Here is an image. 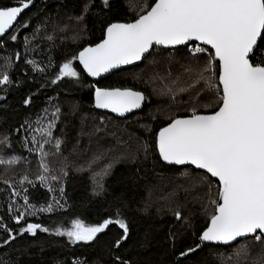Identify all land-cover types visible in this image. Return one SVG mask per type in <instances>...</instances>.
<instances>
[{
	"label": "snow or ice",
	"instance_id": "1",
	"mask_svg": "<svg viewBox=\"0 0 264 264\" xmlns=\"http://www.w3.org/2000/svg\"><path fill=\"white\" fill-rule=\"evenodd\" d=\"M33 3L34 0H14L12 5L0 4V50L7 52V41L17 42L21 29L31 27L32 40L40 36L42 29L47 31L51 16L35 25H31V17L23 23L18 22V17ZM112 6L111 0H81L79 14L68 17L77 26L76 36L87 30L86 20L93 17L99 24L101 37L98 43H89L72 55H65L55 66L51 57L41 66L19 52L3 56L0 102L6 101L10 92H15L18 108L27 110V114L18 126L0 132V166L7 170L20 163H29L27 157L13 154L18 143L37 156L39 174L36 180L40 186L58 195L45 200L46 207L37 208L29 202L27 190L21 197L20 190L4 180L8 188L14 189L10 195L23 199L24 211L13 214V205L9 204L10 219L19 227L13 230L0 218V229L7 237L0 240V248L11 247L17 238L23 239L26 234L36 237L38 232L66 237L68 245L95 248L113 228L115 235L104 242L110 254L125 245L129 250L135 246V241L129 243L133 237V223L120 208L108 218L95 222L75 218L71 219L70 227L62 226L61 218L74 207L69 204L64 187L69 166V157L63 153L66 147L64 130L59 128L60 135L55 132L65 113L58 96H48L43 108L35 113L31 110L42 89L56 86L55 92L67 82L84 86L87 77L123 71L122 66L147 59L158 49H172L195 67L186 66L188 79L173 80L174 87L168 86L160 94L170 95L175 104L178 95L188 93L190 99L182 102L188 108L185 114L167 117L158 131L151 129V144L148 140L140 142L138 152L145 160L151 156L154 164L162 161L166 165L202 170L196 177H191L190 171L182 175L195 179L205 189L206 203L202 205L205 223L197 229L193 216L183 214L177 204L172 215L180 227L175 232L169 227L168 231L173 260L175 264H264V0H145L134 12V18L126 21L112 18ZM65 28L67 25L61 28L55 24L53 31L62 32ZM46 39L52 41L54 35H47ZM29 44V35H25V52L35 53L36 49H30ZM177 46H183V51ZM24 65L30 66L28 72L36 75L26 72L22 78L18 74L14 76V72L24 70ZM87 87L91 90L95 109L107 110L120 118L127 119L126 114L143 111L150 100L144 92L128 87H98L95 83ZM68 94L71 95V90ZM8 107L7 103L0 104V110ZM78 110V103L72 102L68 114L74 115ZM151 119L158 117L151 115ZM100 122H104V116L100 117ZM139 127L147 130L149 125L140 124ZM46 146H50V150L46 151ZM107 151L98 147L74 168L76 172L90 174L91 197H99L106 191L104 180L112 168ZM71 155L77 158L85 155L79 140L72 146ZM49 157H62L59 174L50 166ZM18 183L36 188L27 174ZM37 212L55 213L57 218L52 226L26 219ZM188 234L193 242L180 250L179 244ZM150 243L151 235L146 232L140 247ZM221 248L230 251H219ZM206 250L211 260L201 257ZM0 264L6 262L0 260ZM52 264L66 262L54 257ZM67 264L100 262L89 260L85 254L73 255ZM112 264L139 262L114 255Z\"/></svg>",
	"mask_w": 264,
	"mask_h": 264
},
{
	"label": "trees",
	"instance_id": "2",
	"mask_svg": "<svg viewBox=\"0 0 264 264\" xmlns=\"http://www.w3.org/2000/svg\"><path fill=\"white\" fill-rule=\"evenodd\" d=\"M35 5L32 9L25 14L19 23H23L31 17V25H35L44 20L46 16H51V21L47 24V31L41 30L40 36L36 40L31 39V27L27 30L21 29L18 35V41H7V52L0 50V64L3 63V56L8 53L19 52L27 59H34L41 66L48 63V58L51 57L53 66L61 63L65 55H72L77 52L80 47L87 46L89 43H98L101 37L98 22H94L93 17H89L86 20V31L82 33L83 40L79 43L69 41V37L64 38L62 32H53L52 25L55 21H58V16H63L68 19L69 16L78 15L80 12L81 0H34ZM128 0H111L113 6L111 9V16L114 20L119 19L121 21L131 20L134 18V13H131L127 6ZM145 2V0H144ZM14 0H0V4L12 5ZM61 26V25H60ZM75 28V27H74ZM71 31L74 29H70ZM69 30V31H70ZM77 31V27L75 29ZM68 31V30H66ZM29 35V47L35 48L36 52H25L24 37ZM47 35H54L52 41L46 39ZM40 37H44L41 39ZM51 45V47H50ZM183 51V49H181ZM169 55L175 53L173 50H157L153 53ZM149 56L142 64L133 68L120 71L110 76L109 78L95 83L98 87H128L133 90L142 91L146 96L150 97L149 102L146 103L145 109L141 113H137L127 119L117 118L101 109H95L92 106V97L90 95L91 90L87 87V84L94 83L92 80L87 79L84 82V86H74L71 82L64 83L57 91H53L56 86H51L41 90V94L38 95L35 103V107L31 110L35 113L39 109L45 106V101L48 96L57 97L60 101L64 102H76L79 105V110L87 115L94 114L99 111L105 116L111 117L114 120L112 123L115 125L117 134L127 137L136 138V146L139 147L140 142L148 140L151 144V129L158 131V128L162 126L163 121L175 115L185 114L188 105L183 104V101L190 99L188 93L180 94L176 98L175 104H173L171 96L168 94H160L168 86H173L171 82L180 78L181 80H187L188 74L185 73V66L172 67L169 62H161L155 65L150 70H146L143 76H148L151 83L137 82L132 80H124L123 74H126L132 70L140 69L145 66V63L149 60ZM175 55V54H174ZM15 63H19L16 61ZM78 63V62H74ZM24 70L18 73L14 72L13 75H19L21 78L28 72L30 66L24 65ZM2 70V69H0ZM29 75H36L35 73L28 72ZM147 74V75H146ZM143 78V77H142ZM68 81V78H65ZM186 87V85H184ZM35 90V87H33ZM68 90H71V95L68 94ZM156 91V92H155ZM23 93V89L20 90V94ZM156 93V94H155ZM0 95H3L0 92ZM164 95L167 97L166 101L157 99V97ZM194 99V97L192 98ZM18 94L10 92L6 98V101L0 102V104L7 103L10 105L6 110H0V128L5 130H11L23 122L27 110L18 108ZM179 103V104H178ZM203 104V101H201ZM184 107V108H183ZM18 109V110H17ZM183 112L181 113V111ZM201 110H203L201 108ZM151 115H156L158 119L152 120ZM133 118H140V121H135L124 127L125 122L131 121ZM32 119L35 120V115H32ZM121 123V124H116ZM140 124H147L149 128H140ZM127 129V130H126ZM111 133H105L110 135ZM139 138V139H138ZM111 143L110 141H106ZM138 149V148H137ZM15 151L20 156H27L28 153L25 149H22L18 143H16ZM138 151V150H137ZM139 160L132 165H119L117 164L112 170L111 174L105 180L106 191L99 197H91V181L89 179V173L87 172H70L68 176L64 177V187L68 194L69 204L74 205L68 210V213L61 218V224L63 227H70L71 219L81 218L85 222H95L102 218H108L109 214L115 215V210L120 208L125 216L133 223V241L136 242L135 246L129 250L128 245H125L118 252L114 251L110 254L104 242L110 240L116 232L113 228L107 236L102 238L101 245L95 248L81 247L79 245H68L66 237H55L49 233H37L36 237L26 234L25 238H17L16 242L11 246H5L0 248V260L8 262H18V264H52L53 258H59L65 260L66 264L73 255H87L89 260L97 259L100 264H112L114 255H121L125 258L139 262V264H175L173 260V254L170 251V241L168 240L169 227L175 232L179 227V222L174 220L172 215V208H166L161 203L162 199L159 194L171 195L176 192L177 196H191L196 197V189L198 183H191L189 185L188 179L183 178L184 183L181 186H173L168 191L167 188H156L157 193L152 192L150 185H157L158 181L166 179L169 182L172 177L177 176L181 171L186 170L191 172V177H196L201 171L192 170L190 167L177 168L165 165L162 161L154 164L153 158L145 160L142 153H138ZM188 177V176H187ZM190 178V177H188ZM196 181L195 179L191 178ZM156 182V183H155ZM20 188L21 197L24 191L27 190L30 193V203L35 204L36 207L47 206L44 201L51 199L53 196L44 187L36 184V188L33 189L30 185L17 186ZM178 187V188H177ZM13 188H8L3 182L0 181V218H2L4 224L15 230L19 227L15 221L10 219V214L7 209L9 204L13 205V214L22 212V206L24 201L22 198L12 197L10 193ZM193 191V192H187ZM183 201H187L182 207V203L179 205L182 213L192 215L197 229L205 223V214L202 205L206 203V200H202V203H198L196 207L192 206L191 200L188 197H183ZM86 203V206L84 204ZM126 205V206H125ZM161 206V209L158 207ZM163 206V207H162ZM57 218V214L48 213L40 214L39 216H29L26 219L29 222L41 223L42 226H52L53 220ZM23 224V221H21ZM59 226V225H57ZM150 233L151 243L140 247V243L143 241L145 233ZM6 235L3 230L0 229V240L6 239ZM193 238L190 234L187 235V239L179 244V249L182 250L185 244L192 243ZM63 245V247H61ZM43 249V250H41ZM219 251H230L226 249H219ZM7 253V255H5ZM178 255V252L176 253ZM201 257H205L211 260V257L205 253L200 254Z\"/></svg>",
	"mask_w": 264,
	"mask_h": 264
},
{
	"label": "rangeland",
	"instance_id": "3",
	"mask_svg": "<svg viewBox=\"0 0 264 264\" xmlns=\"http://www.w3.org/2000/svg\"><path fill=\"white\" fill-rule=\"evenodd\" d=\"M143 3H144V0H128L127 6H128V9L131 7L132 10L131 11L129 10V11L131 13H134L143 5ZM57 18L59 20L53 23L52 30L55 24H58L59 26L61 25L60 26L61 28L67 25V28H65L64 33H62L64 38L68 36L69 41L74 42V43H79L83 40L82 33H80L79 36H76L75 29L77 26L75 25L73 21H70L69 19L66 20V18L63 16H58ZM70 29H74V30L71 31ZM55 32H61V31H55ZM161 62H169L172 65V67H177V66L178 67H182V66L195 67L194 65H189L186 59L182 58L180 55H177L176 53H171V55L169 54L165 56L163 54H154L145 63V66L141 67L140 69H135L126 74H123V76L119 78L124 79V80L129 79V80H132L133 82L134 81L140 82L143 80V82L151 83V81L149 80V77L143 76V73L146 70L147 71L150 70L155 65ZM157 99L166 101L167 97L164 95H161L157 97ZM53 102H55V100ZM59 103L65 115L61 117V121L58 125L57 130H55V132H56V135H60L59 128H63L64 130V134H65L64 139H65L66 147H63V153H64V156L69 157V166L66 169L68 174L71 171L75 173H80V172L74 171L75 166L77 164L83 163V161L87 158V156L91 155L92 151H95L98 147H101V146L103 147V149L109 150L107 151V156H108V160L112 162L111 172L117 164L132 165V164L137 163V161L139 160L138 153L140 152L137 151L138 147L136 146V138L134 134H133L134 137H127V136H122V135L115 133L116 126L112 124L114 120L110 119L111 117L105 116L99 111L95 112L94 114L87 115V114L82 113L80 110H78L74 115H72V114H68L69 108L72 102H64V101L59 100ZM182 112L183 110L181 111V113ZM175 114L177 113L174 112L173 115ZM101 116H104L103 123L100 122ZM140 120H141L140 118H133L131 119V121L125 122L123 125L124 127H127V125L134 123L135 121H140ZM116 124H121V123H116ZM97 128L100 129L99 132L96 131ZM2 131L4 130L0 128V132ZM108 132L111 134L105 135V133H108ZM77 140H79V146L85 149V155H82L78 158L71 155L72 146L77 143ZM106 141H110L111 143H107ZM45 150L46 151L50 150V146H46ZM13 154L19 155L16 151ZM23 157H27L29 161L28 164L20 163L16 166H12L11 168L7 170H5L3 166H0V181L1 182H3L4 180H8L9 183L15 185L16 188H18L17 187L19 184L18 181L25 174H27L29 176V179L33 180L35 184L40 185L39 181L36 180V175L39 174V168H38L39 161H38L37 156L35 154L28 153L27 156H23ZM107 162L108 161H105V163ZM49 163L51 167H54L57 169V174H59V169L63 166L62 157L60 158L49 157ZM185 171L186 170H183L177 176L172 177L169 180V182L165 181L166 179H163L161 181H158L156 186L150 185V188L153 189L152 192L157 193L156 188L164 189L168 187V191H169L170 189H172L173 186H181L182 184H188V183H184L183 181L184 177L188 179L189 185L191 183H195L196 181L192 180L191 178H188L187 176L182 175V173H184ZM107 177H105V180L107 179ZM53 186H55V182H53ZM44 188L47 190V187H44ZM18 189L20 190V188ZM187 192H193V191H187ZM195 193H196V197H191V196H186V195L177 196L176 192H174L171 195H168V193L159 194V197L162 199V201L161 203L156 202V205L162 204L164 207L172 208L173 210L176 208L177 204H180V203H182L181 206L183 207L187 201L182 202L183 201L182 198L188 197L191 200L192 206L196 207L198 203H202V200H206L205 189L199 184ZM51 194L58 195V193H55V192ZM158 209H161V206H159ZM22 210L24 211L23 206H22ZM40 214H48V213L37 212L35 216H39Z\"/></svg>",
	"mask_w": 264,
	"mask_h": 264
},
{
	"label": "water",
	"instance_id": "4",
	"mask_svg": "<svg viewBox=\"0 0 264 264\" xmlns=\"http://www.w3.org/2000/svg\"><path fill=\"white\" fill-rule=\"evenodd\" d=\"M34 5H35V1H34L33 5L30 6L29 9L25 10V11L21 14V16L18 17V22L21 21L22 17H23L25 14H27V13L32 9V7H33ZM177 48H178V49H183V46H177ZM167 50H170V51H171L172 49H167ZM148 57H149V56H148ZM148 57H147V58H148ZM145 60H146V59H144V60H142V61L135 62L134 65H127V66H122V67H123L124 70H127V69H130V68H133V67H135V66H138V65L142 64ZM118 72H120V71L114 70L113 73H111V74H109V73H105V74H103L101 77H96V78L88 77V79L92 80L94 83H100L101 81H103V80L109 78L110 76H112V75H114L115 73H118ZM145 106H146V104H145ZM145 106L143 107V110L145 109ZM103 111L107 112V110H103ZM141 112H142V111H140V110H136L133 114H126V117L128 118V117H131V116H133V115H135V114H137V113H141ZM107 113H109V114H111V115L117 117L116 114H114V113H110V112H107ZM117 118H120V117H117ZM120 119H125V118H120ZM165 165H166V164H165ZM168 166L177 167V168H185V167H189V166H173V165H168ZM197 171H201V172H202V170H197Z\"/></svg>",
	"mask_w": 264,
	"mask_h": 264
}]
</instances>
